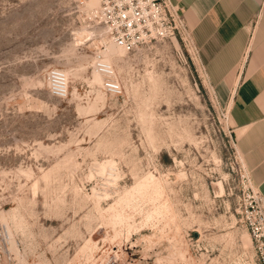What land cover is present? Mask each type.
Listing matches in <instances>:
<instances>
[{"label": "rangeland", "instance_id": "obj_1", "mask_svg": "<svg viewBox=\"0 0 264 264\" xmlns=\"http://www.w3.org/2000/svg\"><path fill=\"white\" fill-rule=\"evenodd\" d=\"M88 9L0 0V264H257L227 103L190 31L107 56Z\"/></svg>", "mask_w": 264, "mask_h": 264}, {"label": "crops", "instance_id": "obj_2", "mask_svg": "<svg viewBox=\"0 0 264 264\" xmlns=\"http://www.w3.org/2000/svg\"><path fill=\"white\" fill-rule=\"evenodd\" d=\"M223 102L235 149L264 196V0H171Z\"/></svg>", "mask_w": 264, "mask_h": 264}, {"label": "built area", "instance_id": "obj_3", "mask_svg": "<svg viewBox=\"0 0 264 264\" xmlns=\"http://www.w3.org/2000/svg\"><path fill=\"white\" fill-rule=\"evenodd\" d=\"M88 14L101 24L114 45L126 52L151 40L176 34H188L181 9L171 0H96ZM197 53V48L193 44ZM110 92L120 90L112 71L102 69ZM50 87L54 95L65 97L67 78L61 70L50 71ZM237 210L239 220L248 231L257 264H264V196L256 190L244 171Z\"/></svg>", "mask_w": 264, "mask_h": 264}, {"label": "bare ground", "instance_id": "obj_4", "mask_svg": "<svg viewBox=\"0 0 264 264\" xmlns=\"http://www.w3.org/2000/svg\"><path fill=\"white\" fill-rule=\"evenodd\" d=\"M96 0H88V5L90 7H92L95 4ZM90 34V31H82V32H78V37L82 40V38L86 35ZM122 48L114 45V43L111 41L108 46H107V51H106V55L110 56L112 54H115L117 52H119V50H121ZM123 50V49H122ZM102 69H108L109 71H113L112 69V65L109 62L108 57H105L103 59H100L98 61V64H94V70H95V76L96 79L98 77V80L100 82V84L103 82V73H102ZM64 73V72H63ZM65 75V73H64ZM66 77V76H65ZM245 238L246 240L250 243V237L247 233H245Z\"/></svg>", "mask_w": 264, "mask_h": 264}]
</instances>
